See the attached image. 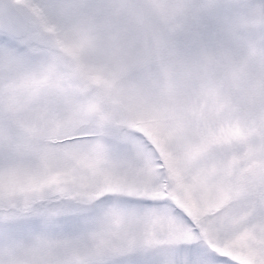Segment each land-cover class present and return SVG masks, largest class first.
Wrapping results in <instances>:
<instances>
[{"label": "snow or ice", "instance_id": "obj_1", "mask_svg": "<svg viewBox=\"0 0 264 264\" xmlns=\"http://www.w3.org/2000/svg\"><path fill=\"white\" fill-rule=\"evenodd\" d=\"M13 5L0 264H264V0Z\"/></svg>", "mask_w": 264, "mask_h": 264}, {"label": "water", "instance_id": "obj_2", "mask_svg": "<svg viewBox=\"0 0 264 264\" xmlns=\"http://www.w3.org/2000/svg\"><path fill=\"white\" fill-rule=\"evenodd\" d=\"M20 12L14 7L11 0H0V19H15Z\"/></svg>", "mask_w": 264, "mask_h": 264}, {"label": "rangeland", "instance_id": "obj_3", "mask_svg": "<svg viewBox=\"0 0 264 264\" xmlns=\"http://www.w3.org/2000/svg\"><path fill=\"white\" fill-rule=\"evenodd\" d=\"M12 2H13V0H12ZM16 8V7H15ZM18 9V8H17ZM19 10V9H18Z\"/></svg>", "mask_w": 264, "mask_h": 264}]
</instances>
